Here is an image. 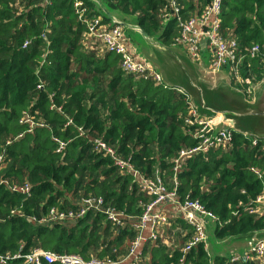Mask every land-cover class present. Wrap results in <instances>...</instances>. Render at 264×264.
Masks as SVG:
<instances>
[{"label": "trees", "instance_id": "trees-1", "mask_svg": "<svg viewBox=\"0 0 264 264\" xmlns=\"http://www.w3.org/2000/svg\"><path fill=\"white\" fill-rule=\"evenodd\" d=\"M103 1L136 16L148 35L164 29L163 41L173 44L178 27L175 21L165 24L170 11L165 0ZM211 1L176 0L187 19L199 16ZM50 2L0 0V182L29 184L32 192L26 198L0 184V254L26 256L41 249L86 261L120 260L135 238L132 226L141 204L151 197L111 159L93 152L92 142L102 139L146 176L159 171L170 185L174 161L200 142L198 129L185 122V94L126 74L111 52L87 50L72 1ZM221 18L224 35L240 44L243 77L259 83L264 78V0H224ZM255 46L260 51L252 57ZM233 133L228 146L186 158L177 174L181 199L201 203L216 218L220 238L264 229V216L248 213L264 192V140L253 146ZM54 139L66 144L62 151ZM87 197L103 198L105 208L123 212V227L93 212L76 221L37 222L53 208L78 210ZM164 231L180 242L189 237L190 227L170 217ZM143 253L148 256L144 264H180L182 257L161 241L145 244ZM211 260L198 245L183 264Z\"/></svg>", "mask_w": 264, "mask_h": 264}, {"label": "built area", "instance_id": "built-area-1", "mask_svg": "<svg viewBox=\"0 0 264 264\" xmlns=\"http://www.w3.org/2000/svg\"><path fill=\"white\" fill-rule=\"evenodd\" d=\"M51 0H45L50 5ZM74 13L78 21L84 25L81 44L87 49L95 52L108 51L120 58L122 70L137 79L151 80L157 85H162L159 74L155 72L144 60L138 57L132 49L125 30L122 26L111 25L104 21L101 16L93 14L87 0H71ZM224 0H212L204 11L197 17L184 18L180 7L176 0H165L166 7L170 11L164 14L165 23L175 21L178 27V34L174 38L173 45L182 47L193 62L198 63L201 59L202 45L205 43L211 54V66L216 71H228L234 88L239 89L250 99L252 97V82L246 80L241 72L243 64V56L239 52L240 44L235 39L227 38L222 30V10ZM47 39V36H43ZM26 46V44H25ZM260 51L258 46L251 50V56L255 57ZM38 89L43 88V84H39ZM184 94L179 89H174ZM188 114L185 120L187 125L196 126L200 142L191 149L182 151L178 158L174 161L173 180L169 185L163 175L156 171L152 177L146 176L141 170L137 169L131 162V159H125L109 146L102 139H95L92 142L93 152L112 160L123 175L130 176L132 183L136 185L140 192L151 197L147 203L141 204L142 213L138 218V222L132 226L135 231V238L131 241L127 255L120 260H98L91 259L86 261L81 256L56 254L54 252L35 249L26 256L21 254H0V264H8L12 261L23 260V264H144L148 256L143 253V248L147 243L162 242L168 247L171 253L180 250L182 257L180 264H183L187 254L196 246L202 245L206 253L207 234L206 228L201 220V216L207 215L214 220L216 218L207 212L204 206L195 200L181 199L178 194L179 181L177 174L183 167L186 158L196 156L200 153L206 154L211 150L220 149L228 146L233 141V131L222 130L216 133L215 127L218 119L200 118L196 110L189 103ZM26 122H32V118L28 117ZM32 125L34 123L32 122ZM80 137L85 133L79 128ZM59 144V150L62 151L66 144L54 139ZM253 146H257L259 139H250ZM7 144H11L7 142ZM4 156L0 157V163ZM260 179L262 175L259 170H253ZM0 184H6L8 189L15 194H20L26 198L31 197V186L29 184L18 185L11 184L8 181H2ZM264 202V192L254 201V208L248 210V213L257 215L258 218L264 216L259 205ZM241 205V204H240ZM172 210L175 217L183 220L190 227L189 237L177 241V236H169L164 227L169 225V217L166 210ZM95 214L104 213L108 222L112 226L122 228L124 213L118 211L116 207H106L103 198L87 197L82 199L78 210L62 211L56 208L50 210L48 215L37 221L42 225H52L55 222L65 220L76 221L84 218L88 213ZM238 212L233 213L237 216ZM31 219V218H28ZM34 220V219H32ZM35 221V220H34ZM183 235V234H182ZM183 238V236H182ZM210 264H264V241L250 247L243 254L231 253L230 256L220 259L216 262L211 260Z\"/></svg>", "mask_w": 264, "mask_h": 264}, {"label": "water", "instance_id": "water-1", "mask_svg": "<svg viewBox=\"0 0 264 264\" xmlns=\"http://www.w3.org/2000/svg\"><path fill=\"white\" fill-rule=\"evenodd\" d=\"M87 1L92 10L108 23L124 28L134 42L137 52L160 75L163 86L181 90L200 118L218 119L216 133L230 130L247 139L264 140V78L257 84H251L252 97L249 99L246 94L233 87L228 71H209L207 59L204 65L199 67L193 61H189L184 54L187 60L178 55L175 61L177 67L173 64L172 69L166 68L161 64L160 57L169 55L172 49L155 41L162 36L164 29L150 37L141 28L136 16L135 18L131 15L134 17L132 18L118 9H110L103 0ZM136 33L153 42L157 50L145 54L133 39V34ZM171 70L174 72L177 70L178 75L177 80L172 79L173 82L168 79ZM259 207L264 213V202ZM201 220L206 228V244L212 260L226 258L232 252L243 254L250 247L264 241V229L220 238L217 235L219 224L216 220L207 215L201 216Z\"/></svg>", "mask_w": 264, "mask_h": 264}, {"label": "crops", "instance_id": "crops-1", "mask_svg": "<svg viewBox=\"0 0 264 264\" xmlns=\"http://www.w3.org/2000/svg\"><path fill=\"white\" fill-rule=\"evenodd\" d=\"M128 16H130V17H132V18H134L133 16H131V15H129L128 14ZM136 18V17H135ZM104 21H105V19H104ZM108 23V22H107ZM167 24H169V23H166V25ZM162 30V29H161ZM160 32V30L157 32V33H155L154 35H150V37H154L155 35H157L158 33ZM125 33H126V36H127V39H128V41H129V43H130V45H131V47H132V49L134 50V52H135V54L138 56V57H140L142 60H144L142 57H141V55L137 52V50H136V48H135V46H134V42L132 41V39H131V37H130V35L125 31ZM164 33V32H163ZM133 39H134V41H135V43L137 44V46L146 54V53H153V52H155L157 49H156V47H155V45L154 44H152L153 42H149V41H147L143 36H141L140 34H133ZM157 43H159V44H162V45H164L165 47H167V48H170V49H172V51H171V53L169 54V55H167V56H165V57H160V62H161V64L164 66V67H166V68H173V64H174V66L175 67H177V65L175 64V61L177 60V57H178V55H182L183 56V54L188 58V60L189 61H192L191 59H190V57H189V55L187 54V52L182 48V47H179V46H175V45H173V44H166L164 41H163V34H162V36L160 37V38H157L156 40H155ZM176 49H180V50H176ZM184 57V56H183ZM185 58V57H184ZM186 59V58H185ZM207 59V61H208V65H207V69L209 70V71H216V70H214L213 68H212V66H211V61H212V54H211V52H210V50H209V48H208V46L205 44V43H203V45H202V50H201V59H200V61L198 62V63H196V62H194V63H196L197 64V66H199V67H202L203 65H204V61ZM187 60V59H186ZM145 61V60H144ZM177 78H178V75H177V70H175V72L173 71V70H171V72H170V75H168V79L171 81V82H173L172 81V79H176L177 80ZM179 82V81H178ZM186 86V85H185ZM166 212H167V214H168V217L170 218L171 217V219L173 220H175V219H178V218H176L175 217V214L173 213V211L172 210H169V208L166 210ZM232 253H234V252H232ZM211 258V257H210Z\"/></svg>", "mask_w": 264, "mask_h": 264}, {"label": "rangeland", "instance_id": "rangeland-1", "mask_svg": "<svg viewBox=\"0 0 264 264\" xmlns=\"http://www.w3.org/2000/svg\"><path fill=\"white\" fill-rule=\"evenodd\" d=\"M166 24V23H165ZM256 217H257V215H256Z\"/></svg>", "mask_w": 264, "mask_h": 264}]
</instances>
